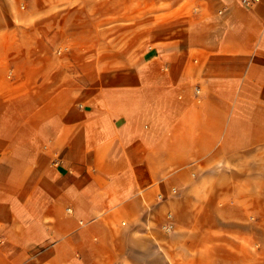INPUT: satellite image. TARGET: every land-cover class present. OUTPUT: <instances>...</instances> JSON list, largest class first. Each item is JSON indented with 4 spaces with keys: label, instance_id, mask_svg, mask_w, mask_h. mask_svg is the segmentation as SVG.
<instances>
[{
    "label": "crops",
    "instance_id": "0c3cea01",
    "mask_svg": "<svg viewBox=\"0 0 264 264\" xmlns=\"http://www.w3.org/2000/svg\"><path fill=\"white\" fill-rule=\"evenodd\" d=\"M75 1L0 20V264H264V0Z\"/></svg>",
    "mask_w": 264,
    "mask_h": 264
},
{
    "label": "rangeland",
    "instance_id": "374dc122",
    "mask_svg": "<svg viewBox=\"0 0 264 264\" xmlns=\"http://www.w3.org/2000/svg\"><path fill=\"white\" fill-rule=\"evenodd\" d=\"M81 0L75 1V7H76V13H75V20L76 23V30L78 31L80 28H78L79 25H82V23H86V21H89L92 17H89L91 14L90 12L86 13L85 10L81 9ZM31 0H0V20L4 21L6 19H15L17 20H23L25 17H22L20 15H23V12H25L28 8L31 6ZM96 14H100L99 11H97ZM93 19V18H92ZM108 30L109 36H115L117 34H122V29H117L114 27H110ZM120 31V33H119ZM124 35H126V32L124 30ZM69 46V45H68ZM77 45H73L72 47H76ZM71 47V44L70 46ZM64 49V48H63Z\"/></svg>",
    "mask_w": 264,
    "mask_h": 264
},
{
    "label": "built area",
    "instance_id": "2783aa9c",
    "mask_svg": "<svg viewBox=\"0 0 264 264\" xmlns=\"http://www.w3.org/2000/svg\"><path fill=\"white\" fill-rule=\"evenodd\" d=\"M175 191H176V190L173 188V189H172V192L174 193ZM167 228H169V227H167Z\"/></svg>",
    "mask_w": 264,
    "mask_h": 264
}]
</instances>
